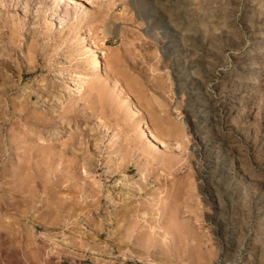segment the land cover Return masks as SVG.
<instances>
[{"label":"rangeland","instance_id":"obj_1","mask_svg":"<svg viewBox=\"0 0 264 264\" xmlns=\"http://www.w3.org/2000/svg\"><path fill=\"white\" fill-rule=\"evenodd\" d=\"M70 2L0 0V264H264V0Z\"/></svg>","mask_w":264,"mask_h":264},{"label":"bare ground","instance_id":"obj_2","mask_svg":"<svg viewBox=\"0 0 264 264\" xmlns=\"http://www.w3.org/2000/svg\"><path fill=\"white\" fill-rule=\"evenodd\" d=\"M70 3H71V4H76V3H77V0H71ZM70 3H69V4H70ZM0 57H1V56H0ZM92 65H93V68H94L97 72H99V69H100L101 63H100V59L97 57V55H94L93 60H92ZM86 86H87V79H86V78H83V79L81 80L79 86H78V90H79V92H83V91H85V90H86ZM115 87H118V84H117V83L115 84ZM118 90H119L120 95L123 94V90H122L121 87H118ZM122 97H123V101H124V103H126V104L130 107V109L134 112V114L139 113V111H138L136 108H134L135 106H133V105L130 103V101H129V99H128V97H127L126 95H122ZM144 126H145V125H144ZM145 127H146V126H145ZM145 127H144L143 134H144L145 136L148 137V139L150 140V142H151L152 144H154V145H162V146H165V144L163 143V141H162L158 136H156L152 131H150L148 128H145ZM153 228H154V229L157 228V230H160V231H161V230H166L165 226L162 225V224H160V223H158L157 225H155ZM166 239H167V238H165V240H166ZM209 256L211 257V255H209ZM148 264H152V262H148Z\"/></svg>","mask_w":264,"mask_h":264}]
</instances>
